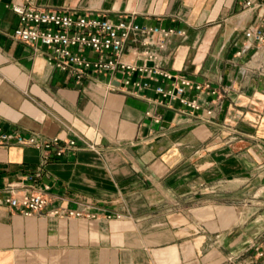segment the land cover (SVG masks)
<instances>
[{
  "label": "crops",
  "instance_id": "0c3cea01",
  "mask_svg": "<svg viewBox=\"0 0 264 264\" xmlns=\"http://www.w3.org/2000/svg\"><path fill=\"white\" fill-rule=\"evenodd\" d=\"M245 1L32 0L183 30L164 47L159 33H131L122 51L172 79L118 70L78 82L45 47L12 36L19 17L0 0V125L41 142L77 140L40 175L38 148L0 143V264H264V42L245 35L264 20V1ZM127 76L149 85L132 94ZM183 76L215 90L188 92L212 121L158 103L155 87ZM30 175L35 187L50 184L52 202L25 216L6 187ZM58 205L96 217L48 212Z\"/></svg>",
  "mask_w": 264,
  "mask_h": 264
},
{
  "label": "built area",
  "instance_id": "2783aa9c",
  "mask_svg": "<svg viewBox=\"0 0 264 264\" xmlns=\"http://www.w3.org/2000/svg\"><path fill=\"white\" fill-rule=\"evenodd\" d=\"M260 4L256 0L245 1L247 7ZM8 5L19 17L12 36L20 42L31 45L35 50L45 47L46 55L56 68L66 72L78 82L83 81L84 78L95 80L100 73L112 74L118 70L129 75L135 72H146L153 76L160 74L165 80L174 78L171 71L163 70L157 64L138 65L133 61L123 60L122 51L131 33L141 32L146 35V39H148L147 35L153 32L159 33L162 38L158 41V45L164 47L169 36L174 33L182 34L183 30L171 26L166 28L137 23L130 16L113 20L102 14L51 10L35 6L32 0H9ZM245 35L256 43H263L264 20L248 27ZM148 54L149 57L154 58L150 52ZM124 81L125 85L129 86L128 92L136 95H140L149 85V82L141 79L134 80L131 76H127ZM110 86L114 87L113 84ZM210 89V83L194 82L185 76L175 79L169 87L163 84L155 87L160 95L158 103L174 109L177 114H188L194 121H212L213 109L202 108L200 100L190 96L188 92L191 90L215 91ZM147 114L151 112L147 111ZM156 120L158 121L159 117ZM13 139L23 145H33L41 151L43 160L35 167L36 175L43 172L48 162L62 157L65 150L76 145L77 142L75 138L61 140L58 135L41 142L34 135L28 137L22 134L15 135L0 125V143H8ZM29 180L31 182L29 185L15 182L8 183L6 187L8 192L5 197L6 202L25 216L44 211L52 202L48 192L50 184L35 187L33 175L29 176ZM48 212L56 216L68 217H81L88 214L82 208L72 209L61 205L49 208ZM88 215L96 217V213Z\"/></svg>",
  "mask_w": 264,
  "mask_h": 264
},
{
  "label": "rangeland",
  "instance_id": "374dc122",
  "mask_svg": "<svg viewBox=\"0 0 264 264\" xmlns=\"http://www.w3.org/2000/svg\"><path fill=\"white\" fill-rule=\"evenodd\" d=\"M245 203L249 205L251 202H245V201H244V202L240 203L239 206H244ZM254 205H255V204H254ZM258 205H259V204H258ZM258 205H255V206H258Z\"/></svg>",
  "mask_w": 264,
  "mask_h": 264
}]
</instances>
